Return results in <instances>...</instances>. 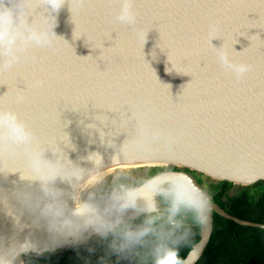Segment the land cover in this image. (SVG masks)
Returning a JSON list of instances; mask_svg holds the SVG:
<instances>
[{
	"label": "water",
	"instance_id": "obj_1",
	"mask_svg": "<svg viewBox=\"0 0 264 264\" xmlns=\"http://www.w3.org/2000/svg\"><path fill=\"white\" fill-rule=\"evenodd\" d=\"M4 3L14 15L19 6L50 40L0 68V110L16 112L35 133L55 163L40 178L59 175L49 186L68 209L135 167L171 166L243 187L264 181V0H134L135 25L117 20L120 0H65L58 12L44 0ZM221 52L251 69L237 77ZM35 178L26 154H0V254L30 240L40 252L13 260L23 264L102 237L91 227L55 228L42 213L52 197ZM94 200L103 209L105 201ZM211 203L188 264L202 257L213 214L264 230ZM143 215L128 209L122 219Z\"/></svg>",
	"mask_w": 264,
	"mask_h": 264
},
{
	"label": "clouds",
	"instance_id": "obj_2",
	"mask_svg": "<svg viewBox=\"0 0 264 264\" xmlns=\"http://www.w3.org/2000/svg\"><path fill=\"white\" fill-rule=\"evenodd\" d=\"M64 3L65 0H44L50 12H58ZM133 5L134 0H120L117 20L135 25ZM16 7L19 12L14 15L4 0H0V68H12L20 60L19 53L29 45H44L50 40L47 33L29 25L24 12ZM219 59L226 68L234 70L237 77L251 69L250 65L233 63L226 52H221ZM35 141V133L16 112L0 110V154L15 157L24 153L28 156L29 168L36 174L33 180L41 181L43 191L52 197L42 213L55 222V228L74 234L91 227L104 238L114 237L110 248L115 253L138 258L140 250L147 248L151 264H188L187 259L180 256V247L191 235L185 218L190 216L196 224L207 226L212 203L203 189L191 183L190 178H184V173L172 171L169 166L168 170L132 183L128 182V176L121 175L107 192L93 190L88 199H80L79 206L76 200L75 207L68 209L58 195L53 194L55 189L49 186L59 175L47 181L40 178L42 171L55 163L44 159ZM97 194L105 201L103 209L94 200ZM156 196L166 204L163 211L158 208ZM141 199L143 205L138 204ZM128 209L146 214L141 225L133 228L122 219ZM29 252L39 254L40 249L30 240H25L0 254V264H13L16 257Z\"/></svg>",
	"mask_w": 264,
	"mask_h": 264
},
{
	"label": "trees",
	"instance_id": "obj_3",
	"mask_svg": "<svg viewBox=\"0 0 264 264\" xmlns=\"http://www.w3.org/2000/svg\"><path fill=\"white\" fill-rule=\"evenodd\" d=\"M168 169L169 167L153 168L149 176ZM179 171L192 175L211 197V201L228 215L264 225V181L243 187L226 181H213L189 170ZM145 216L128 223L135 228L143 223ZM185 225L190 228L191 235L180 247L182 258L197 243L200 233V225L193 222L190 216L185 219ZM212 228L209 243L196 264H264V230L242 227L216 214H213ZM113 239L112 235L107 238L92 237L84 246L71 247L52 254L44 253L41 256L31 254L23 258V264H151L147 248L140 250L138 258L134 255L118 254L110 248Z\"/></svg>",
	"mask_w": 264,
	"mask_h": 264
},
{
	"label": "rangeland",
	"instance_id": "obj_4",
	"mask_svg": "<svg viewBox=\"0 0 264 264\" xmlns=\"http://www.w3.org/2000/svg\"><path fill=\"white\" fill-rule=\"evenodd\" d=\"M153 168H162V167H158V166L135 167V168L121 170L120 172H118L117 174L113 176V179H112L113 184L118 181V177H120L121 175L128 176L129 177L128 182L130 183L138 182L144 177H146L147 173L150 172ZM164 168H168V167H164Z\"/></svg>",
	"mask_w": 264,
	"mask_h": 264
},
{
	"label": "flooded vegetation",
	"instance_id": "obj_5",
	"mask_svg": "<svg viewBox=\"0 0 264 264\" xmlns=\"http://www.w3.org/2000/svg\"><path fill=\"white\" fill-rule=\"evenodd\" d=\"M163 171V170H162ZM151 172V171H150ZM150 172H148L147 173V175H146V177H148L149 176V174H150ZM160 172V171H159ZM145 178V177H144ZM118 182V181H117ZM130 183V182H129ZM113 186V184H110L108 187H106V188H104V189H102V191H104V192H107L108 190H110V187H112ZM96 197L97 198H100V195L99 194H97L96 195ZM159 206H160V208L162 209V211L165 209V207L166 206H164V202L159 198Z\"/></svg>",
	"mask_w": 264,
	"mask_h": 264
}]
</instances>
